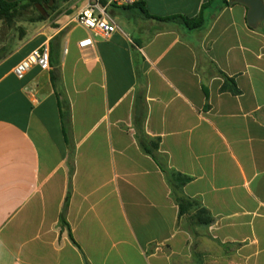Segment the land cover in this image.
<instances>
[{
    "label": "crops",
    "instance_id": "1",
    "mask_svg": "<svg viewBox=\"0 0 264 264\" xmlns=\"http://www.w3.org/2000/svg\"><path fill=\"white\" fill-rule=\"evenodd\" d=\"M87 1L72 0L69 18L29 23L0 61V264H264V34L249 27L247 7L226 6L196 32L142 11L194 18L208 0L110 7L117 30L80 49ZM44 44L49 69L16 78L15 65ZM217 70L239 94L220 90ZM137 72L145 134L190 178L183 193L208 226L196 210L178 219L164 176L137 145ZM57 90L74 149L69 230L59 226L69 146Z\"/></svg>",
    "mask_w": 264,
    "mask_h": 264
},
{
    "label": "trees",
    "instance_id": "2",
    "mask_svg": "<svg viewBox=\"0 0 264 264\" xmlns=\"http://www.w3.org/2000/svg\"><path fill=\"white\" fill-rule=\"evenodd\" d=\"M70 1L71 0H0V22H4L11 26L16 20H18L19 18H23L25 16V13L28 11H32L33 14H36V16L34 17H27V21L29 23L44 22L49 19L52 13H55L57 11L58 2L68 3ZM234 3L235 2L228 3L226 0H208L201 6L198 15L194 18L178 16L166 19H158L150 17L146 13V11H142V13L147 19H153L161 23L175 24L178 25L183 31L196 32L204 30L214 14L219 12L222 8ZM133 8H138L142 10L141 5L139 3H137L133 7H129V9ZM256 30L264 34V28L262 27ZM17 31L19 33L17 40L20 41L22 36L20 34L23 33V29L17 28ZM14 49L15 47L12 44H9L4 47V49H2L1 51L0 61L7 57L9 54H11ZM217 74L223 79L224 84L220 89L222 92L228 91L232 95L239 94V91L236 88L233 79L226 77L223 73L218 70ZM136 76L138 78L139 86L134 101V108L132 113V126L135 131V139L137 145L143 154L149 156L155 162L162 175L164 176L165 182L170 189V195L178 208V219L181 218L183 215L196 210L198 223L204 226H208L212 223V218L209 216L207 211L201 207V204L198 200L190 199L186 197L183 193V187L190 181V178L171 169L168 165L167 156L160 153L159 151L160 140L158 138H149L145 134L144 122L146 119V104L144 97V89L140 85L142 81V76L139 72H137ZM51 80L54 86H56L59 80L58 71L51 72ZM203 89L204 93L207 95L206 88L204 87ZM57 96L59 98V110L62 122V131L69 146L67 161L68 188L60 213L59 226L61 229L69 230L68 224L66 222V213L70 200L72 176L74 173V149L70 144L69 140V131L71 126L70 106L66 98L63 96L61 90H57ZM200 215H204L205 217L201 218Z\"/></svg>",
    "mask_w": 264,
    "mask_h": 264
},
{
    "label": "built area",
    "instance_id": "3",
    "mask_svg": "<svg viewBox=\"0 0 264 264\" xmlns=\"http://www.w3.org/2000/svg\"><path fill=\"white\" fill-rule=\"evenodd\" d=\"M139 0H88L77 15L76 23L89 32V36L78 43L80 49L93 46L95 38L108 39L117 27L107 13L110 7L129 8ZM33 67L49 69V47L44 44L27 54L13 68L16 78L22 79Z\"/></svg>",
    "mask_w": 264,
    "mask_h": 264
},
{
    "label": "rangeland",
    "instance_id": "4",
    "mask_svg": "<svg viewBox=\"0 0 264 264\" xmlns=\"http://www.w3.org/2000/svg\"><path fill=\"white\" fill-rule=\"evenodd\" d=\"M36 16L32 11H28L25 13L23 18H19L16 20L11 26L4 22H0V55L2 49L6 47L7 41L9 38L17 37L19 35L17 28L26 27L29 22L27 21V17ZM59 16H64L65 18H69L72 16V0L68 3L58 2V9L55 13H52L48 19V21H53Z\"/></svg>",
    "mask_w": 264,
    "mask_h": 264
},
{
    "label": "water",
    "instance_id": "5",
    "mask_svg": "<svg viewBox=\"0 0 264 264\" xmlns=\"http://www.w3.org/2000/svg\"><path fill=\"white\" fill-rule=\"evenodd\" d=\"M247 7V23L252 29H258L264 23V0H226Z\"/></svg>",
    "mask_w": 264,
    "mask_h": 264
}]
</instances>
